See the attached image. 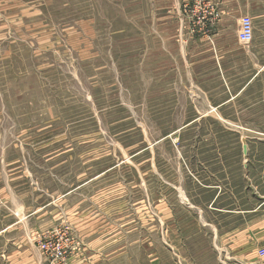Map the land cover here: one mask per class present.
Returning <instances> with one entry per match:
<instances>
[{
	"label": "rangeland",
	"instance_id": "rangeland-1",
	"mask_svg": "<svg viewBox=\"0 0 264 264\" xmlns=\"http://www.w3.org/2000/svg\"><path fill=\"white\" fill-rule=\"evenodd\" d=\"M194 1L0 0V264H264V25Z\"/></svg>",
	"mask_w": 264,
	"mask_h": 264
},
{
	"label": "built area",
	"instance_id": "built-area-1",
	"mask_svg": "<svg viewBox=\"0 0 264 264\" xmlns=\"http://www.w3.org/2000/svg\"><path fill=\"white\" fill-rule=\"evenodd\" d=\"M199 1L195 0L194 2L199 3ZM188 5H191V3H189ZM206 7L207 9L203 12L202 16L199 17V22L205 26H213L220 19L219 7L214 1H209ZM194 8L198 9L197 4L194 5ZM253 37H254L253 19L250 15H244L241 18V28L238 32V39L240 42L248 44L253 40ZM43 249L45 251H50L52 253L56 252V254L58 255H63V251L61 250L60 245L57 247H55L54 245H51V247L49 245H43ZM259 254L261 256H264V246L260 248Z\"/></svg>",
	"mask_w": 264,
	"mask_h": 264
},
{
	"label": "crops",
	"instance_id": "crops-1",
	"mask_svg": "<svg viewBox=\"0 0 264 264\" xmlns=\"http://www.w3.org/2000/svg\"><path fill=\"white\" fill-rule=\"evenodd\" d=\"M219 7L220 19L215 24L219 28V32L224 29L225 22L228 19V14L233 11L236 13L249 12L250 6L255 3V11L257 13V18L261 20L264 25V0H214ZM239 17V16H238ZM239 19V18H237ZM214 26V27H215ZM216 28V27H215ZM211 42L215 44L227 43L228 39L223 35H215L211 38Z\"/></svg>",
	"mask_w": 264,
	"mask_h": 264
},
{
	"label": "water",
	"instance_id": "water-1",
	"mask_svg": "<svg viewBox=\"0 0 264 264\" xmlns=\"http://www.w3.org/2000/svg\"><path fill=\"white\" fill-rule=\"evenodd\" d=\"M243 152H244L245 155L248 154V146H247V144L243 145Z\"/></svg>",
	"mask_w": 264,
	"mask_h": 264
}]
</instances>
